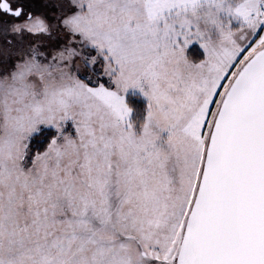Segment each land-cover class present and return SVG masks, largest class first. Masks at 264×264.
<instances>
[{"label":"snow or ice","instance_id":"snow-or-ice-1","mask_svg":"<svg viewBox=\"0 0 264 264\" xmlns=\"http://www.w3.org/2000/svg\"><path fill=\"white\" fill-rule=\"evenodd\" d=\"M0 264H264V0H0Z\"/></svg>","mask_w":264,"mask_h":264}]
</instances>
